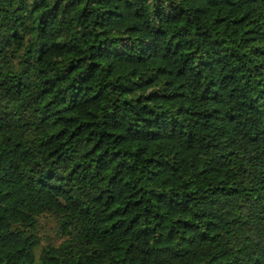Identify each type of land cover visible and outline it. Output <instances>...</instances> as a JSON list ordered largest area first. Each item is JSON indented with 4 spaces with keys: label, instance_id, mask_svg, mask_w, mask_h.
I'll return each mask as SVG.
<instances>
[{
    "label": "trees",
    "instance_id": "obj_1",
    "mask_svg": "<svg viewBox=\"0 0 264 264\" xmlns=\"http://www.w3.org/2000/svg\"><path fill=\"white\" fill-rule=\"evenodd\" d=\"M0 264H264V0H0Z\"/></svg>",
    "mask_w": 264,
    "mask_h": 264
},
{
    "label": "rangeland",
    "instance_id": "obj_2",
    "mask_svg": "<svg viewBox=\"0 0 264 264\" xmlns=\"http://www.w3.org/2000/svg\"><path fill=\"white\" fill-rule=\"evenodd\" d=\"M39 233L43 243L60 241V237L55 230V220L50 216H42L40 218Z\"/></svg>",
    "mask_w": 264,
    "mask_h": 264
}]
</instances>
